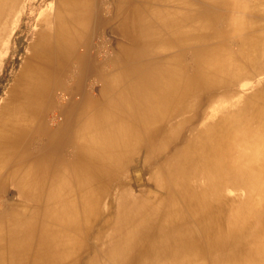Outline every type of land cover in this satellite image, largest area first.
Listing matches in <instances>:
<instances>
[{
    "label": "bare ground",
    "instance_id": "obj_1",
    "mask_svg": "<svg viewBox=\"0 0 264 264\" xmlns=\"http://www.w3.org/2000/svg\"><path fill=\"white\" fill-rule=\"evenodd\" d=\"M32 33L0 264H264V0H50Z\"/></svg>",
    "mask_w": 264,
    "mask_h": 264
},
{
    "label": "rangeland",
    "instance_id": "obj_2",
    "mask_svg": "<svg viewBox=\"0 0 264 264\" xmlns=\"http://www.w3.org/2000/svg\"><path fill=\"white\" fill-rule=\"evenodd\" d=\"M49 2L50 0H28L26 6L23 8L21 19L16 22L10 30L12 32H10L8 36L9 42L5 43L4 46H2V50L0 48V106L2 105V103H4V100L7 97L8 88L12 82L14 73L17 71L16 69H19L20 65L23 62V58L26 54V46L32 39V32L35 30L36 23L40 18V15L44 12V10H46L47 4ZM25 10L27 11V13ZM1 70H3L4 72H2Z\"/></svg>",
    "mask_w": 264,
    "mask_h": 264
}]
</instances>
